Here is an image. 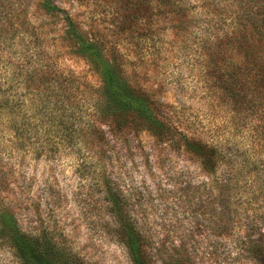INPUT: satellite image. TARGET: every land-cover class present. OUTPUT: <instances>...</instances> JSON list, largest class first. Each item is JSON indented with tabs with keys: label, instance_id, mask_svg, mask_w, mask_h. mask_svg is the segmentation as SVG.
<instances>
[{
	"label": "rangeland",
	"instance_id": "obj_1",
	"mask_svg": "<svg viewBox=\"0 0 264 264\" xmlns=\"http://www.w3.org/2000/svg\"><path fill=\"white\" fill-rule=\"evenodd\" d=\"M46 1L61 12L50 11ZM135 1L0 0V55L14 61L11 72L29 71L40 42L62 73L87 85L75 100L85 109L101 86V66L79 52L78 40L67 33L69 17L77 37L103 44L105 59L116 48L113 55L130 83L168 104L184 133L226 147L233 161L225 169L240 172L237 196L218 197L190 155L147 133H128L115 140L107 136L108 146L98 153L81 145L79 151L36 157L2 147L0 204L26 232L49 227L85 264H131L116 233L117 220L107 210V183L126 201L130 219L147 238L152 264H189L187 259L192 264H258L246 250L249 241L264 235V194H255L253 201L246 195L254 178L264 174V141L263 147L257 144L264 99L252 114L213 76L217 68L225 74L230 60L224 56L216 67L207 63L204 45L225 27L212 9L187 13L182 31L176 29L183 21L179 15L164 19L159 14L149 26L146 0L137 6ZM23 59L28 63L22 67ZM24 95L28 104L30 96ZM0 264H17L1 242Z\"/></svg>",
	"mask_w": 264,
	"mask_h": 264
},
{
	"label": "trees",
	"instance_id": "obj_2",
	"mask_svg": "<svg viewBox=\"0 0 264 264\" xmlns=\"http://www.w3.org/2000/svg\"><path fill=\"white\" fill-rule=\"evenodd\" d=\"M140 4L139 0L134 2L136 6ZM46 7L61 12L47 1ZM200 8L212 9L214 17L225 23L223 30L213 35V41L204 45L208 64L216 67L224 56L230 60L225 74L217 68L213 76L236 103L255 113L264 99V0H146V24L152 27L159 14L164 19L166 15H179L183 21L176 29L186 31L187 13ZM154 9L162 12L154 14ZM65 25L67 33L78 40L79 52L94 57L101 66V86L95 90L94 100L89 96L93 102H88L85 109L75 103L80 87L87 90V85L72 74L62 73L40 42L31 55L29 71L11 72L14 61L0 55V154L4 147L8 152L52 157L60 150L79 151L81 145L88 152L98 153L108 146L107 136L115 140L128 133H147L171 150L195 159L218 197L237 196L234 187L238 186L240 172L225 169L232 166L233 160L222 143L189 137L173 120L170 106L155 92L130 83L113 55L116 48H112L107 60L100 41L77 37L69 17ZM20 61L22 67L28 63ZM24 92L30 96L28 104ZM85 100L88 99L83 97ZM260 135L257 144L263 147V126ZM250 187L251 194L246 195L249 200H255V194L263 196L264 174L254 178ZM103 193L108 212L117 220L116 233L131 264H152L149 242L130 219L126 201L111 184L106 183ZM9 211L8 206L0 204V242L13 251L17 264H85L58 241L49 227L26 232ZM259 237L255 242L249 241L246 252L258 264H264V235ZM187 261L191 263L190 259Z\"/></svg>",
	"mask_w": 264,
	"mask_h": 264
}]
</instances>
